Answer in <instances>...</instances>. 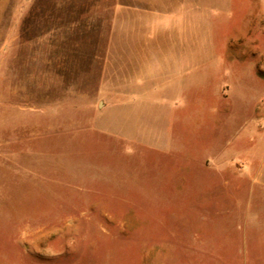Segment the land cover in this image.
<instances>
[{
	"label": "rangeland",
	"instance_id": "1",
	"mask_svg": "<svg viewBox=\"0 0 264 264\" xmlns=\"http://www.w3.org/2000/svg\"><path fill=\"white\" fill-rule=\"evenodd\" d=\"M189 4L10 0L0 264H264V0Z\"/></svg>",
	"mask_w": 264,
	"mask_h": 264
},
{
	"label": "crops",
	"instance_id": "2",
	"mask_svg": "<svg viewBox=\"0 0 264 264\" xmlns=\"http://www.w3.org/2000/svg\"><path fill=\"white\" fill-rule=\"evenodd\" d=\"M127 1H132V0H127ZM182 1V0H180ZM190 1V10L192 8V1L193 0H188ZM203 1H214V0H203ZM216 1H223V0H216ZM232 1H238V0H232ZM9 3H10V0H0V32L3 31V27L7 25H5V22H6V19H7V16H8V9H9ZM186 4H184V6L182 4H176L175 5V8L173 9L171 15L169 16H172L174 18V24H173V28H180L182 29V27H185L186 26V18H187V12H186ZM11 29H15L17 28L16 25L14 26H9ZM1 51V50H0ZM180 62V63H178ZM182 62L180 60H176L175 61V64L176 65H179L181 64Z\"/></svg>",
	"mask_w": 264,
	"mask_h": 264
}]
</instances>
